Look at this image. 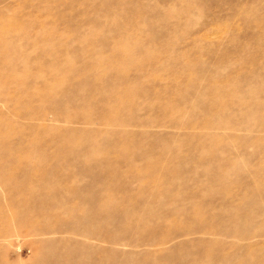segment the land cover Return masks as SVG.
Here are the masks:
<instances>
[{
    "label": "rangeland",
    "instance_id": "374dc122",
    "mask_svg": "<svg viewBox=\"0 0 264 264\" xmlns=\"http://www.w3.org/2000/svg\"><path fill=\"white\" fill-rule=\"evenodd\" d=\"M0 264H264V0H0Z\"/></svg>",
    "mask_w": 264,
    "mask_h": 264
}]
</instances>
